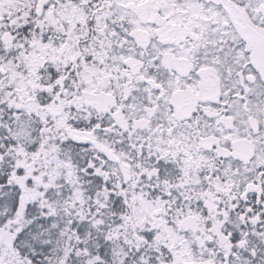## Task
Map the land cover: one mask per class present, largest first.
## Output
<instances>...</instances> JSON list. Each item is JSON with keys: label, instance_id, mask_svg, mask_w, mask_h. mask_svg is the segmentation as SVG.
<instances>
[{"label": "snow or ice", "instance_id": "snow-or-ice-1", "mask_svg": "<svg viewBox=\"0 0 264 264\" xmlns=\"http://www.w3.org/2000/svg\"><path fill=\"white\" fill-rule=\"evenodd\" d=\"M0 264H264V0H0Z\"/></svg>", "mask_w": 264, "mask_h": 264}]
</instances>
